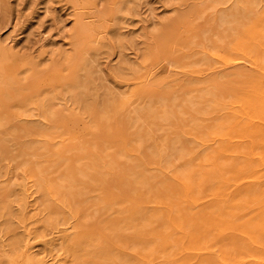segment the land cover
I'll return each mask as SVG.
<instances>
[{
  "label": "bare ground",
  "instance_id": "obj_1",
  "mask_svg": "<svg viewBox=\"0 0 264 264\" xmlns=\"http://www.w3.org/2000/svg\"><path fill=\"white\" fill-rule=\"evenodd\" d=\"M125 2L131 0L118 3L113 11L116 24L122 12L119 4ZM208 5L214 42L201 35L194 45L204 61H213L209 78L201 81L203 89L192 85L170 49L162 59L172 79L168 77L161 97L150 100L144 112L153 132L166 121L172 134L189 136L196 146L180 145L172 153L167 146L145 154L123 119L110 129L112 144L100 151L72 152L43 134L38 137L45 144L32 149L35 154L23 148L21 156L28 151L33 158H44L43 163L54 158L49 168L62 173L56 182L50 176L40 178L46 171L39 165L25 170L20 211L30 207L39 217L44 212L39 199L45 197L68 210L73 220L52 225V234L61 240L53 246L56 255L36 259V264H82L75 255L82 243L94 249L91 264H264V0H210ZM76 27L86 30L79 17ZM87 74L79 60L64 96L41 97L13 115V121L23 123L21 116L37 114L49 124L56 115L50 105H62L65 94L83 104L81 97L91 83L82 81ZM171 87L179 89V99L170 97ZM186 93L194 95L186 99ZM96 98H85L86 111L72 103L75 108L68 112L88 132L103 130L108 122L98 113ZM112 102L118 113L119 102ZM125 156L133 161H125ZM89 183L98 190L94 202L86 191ZM92 208L104 212L107 221L101 225L88 220ZM17 242L10 246L11 254L31 262L32 247ZM60 251L69 256L61 258Z\"/></svg>",
  "mask_w": 264,
  "mask_h": 264
},
{
  "label": "rangeland",
  "instance_id": "obj_2",
  "mask_svg": "<svg viewBox=\"0 0 264 264\" xmlns=\"http://www.w3.org/2000/svg\"><path fill=\"white\" fill-rule=\"evenodd\" d=\"M118 1L0 0V264H36V259L55 256L53 246L61 240L58 234H52V225L62 220L73 221L68 210L49 203L45 197L39 199L44 210L39 217L30 207L25 212L20 211V184L25 170L39 165L46 171L39 177L50 176L56 182L62 173L49 168L54 164V158L43 163L44 158H39V152L34 158L28 151L30 156L26 152L21 156L23 148L39 150L45 144L43 140L50 139L51 143L64 145L72 152L81 153L85 148L100 151L112 144H108L112 140L110 129L123 119L132 126L130 131L136 135L135 142L140 143L145 154L165 150L167 146V153H172L180 145H197L193 138L180 132L172 134L166 121L160 122L158 130L153 132L155 127L147 126L144 112L148 105L151 107L150 100L161 97L168 77L172 79V74L164 72L167 61L162 59L170 49L178 57L175 63L183 68L181 71L189 73L192 85L198 90L203 89L201 81L209 78L213 61H204L205 57L194 45L201 35L214 42L210 31V0H131L129 4H119L122 12L116 24L112 14L124 0ZM197 8L195 14L193 10ZM146 16H150L148 22H144ZM77 17L86 30L76 27ZM94 39L98 42L93 43ZM79 60L84 61L88 69L82 81L91 82L87 83L81 97L84 105L74 103L73 95L65 94L62 105L58 101L50 105L56 115L49 124L42 123L38 116L35 117L37 114L21 116L23 123L13 121V115L20 114L24 106L28 107L41 97L64 96L65 87L68 88L74 79ZM178 90L171 87L170 97L179 99ZM192 95L186 93L185 98ZM95 96L98 104L95 107L108 122L103 130L88 132L68 112L75 106L86 111L85 98ZM112 101L119 102L118 113L114 111ZM175 103L178 108L177 101ZM200 108L208 109L206 105ZM41 134L44 139L38 137ZM124 159L133 161L126 156ZM85 187L89 201L94 202L98 190L91 183ZM87 215L88 220L101 225L107 221L106 214L96 212L94 208ZM16 241L18 246L28 244L32 247L30 253L34 259L31 262L25 263L19 254H11L10 246ZM93 250L82 243L75 255L82 264H91ZM58 254L63 259L69 256L62 251Z\"/></svg>",
  "mask_w": 264,
  "mask_h": 264
}]
</instances>
